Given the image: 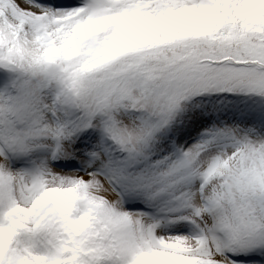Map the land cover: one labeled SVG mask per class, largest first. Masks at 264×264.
I'll use <instances>...</instances> for the list:
<instances>
[{
  "label": "snow or ice",
  "instance_id": "obj_1",
  "mask_svg": "<svg viewBox=\"0 0 264 264\" xmlns=\"http://www.w3.org/2000/svg\"><path fill=\"white\" fill-rule=\"evenodd\" d=\"M0 264H264V0H0Z\"/></svg>",
  "mask_w": 264,
  "mask_h": 264
}]
</instances>
